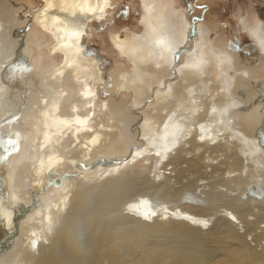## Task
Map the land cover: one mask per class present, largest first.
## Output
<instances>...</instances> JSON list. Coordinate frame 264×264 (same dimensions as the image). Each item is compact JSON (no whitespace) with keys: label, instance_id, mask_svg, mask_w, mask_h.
Instances as JSON below:
<instances>
[{"label":"bare ground","instance_id":"6f19581e","mask_svg":"<svg viewBox=\"0 0 264 264\" xmlns=\"http://www.w3.org/2000/svg\"><path fill=\"white\" fill-rule=\"evenodd\" d=\"M42 1L19 21L54 35L46 49L63 55L46 77L47 94L4 80L15 46L10 4L0 0V121L12 111L8 93L28 91L33 102L13 124L24 141L6 175L0 157V264H264V142L238 118L245 99L236 85L249 76L237 68L243 59L216 46L206 18L189 19L179 0H141L144 34L112 35L132 64L118 74V93L132 96L138 136L120 158L93 162L130 118L114 115V99H101L104 70L83 43L90 20L106 18L113 1ZM240 26L264 56V20L247 14ZM34 122L36 136L27 131ZM5 149L0 141V155ZM67 165L75 172L57 183L54 173ZM52 182L57 194L43 201ZM119 205L138 228L130 219L107 226L104 216ZM218 219L227 235H204ZM161 231L166 239L152 238Z\"/></svg>","mask_w":264,"mask_h":264},{"label":"rangeland","instance_id":"374dc122","mask_svg":"<svg viewBox=\"0 0 264 264\" xmlns=\"http://www.w3.org/2000/svg\"><path fill=\"white\" fill-rule=\"evenodd\" d=\"M8 1L10 4L7 8L9 13L8 23L10 24V34L14 41L15 57L5 70L4 80L7 82L8 86H23L26 87L27 90L32 89L47 94L50 89L46 77L56 65L61 63L63 55L60 53L50 54L46 49L54 43V35L43 32L42 29L28 17H26L25 20L22 18L21 22L19 21L22 12L26 16L34 15L40 7H42L43 1ZM112 1L113 7L110 9L106 18H103L102 20L94 18L93 20H90L88 33L85 35L83 43L85 51L98 58L104 70L105 81L99 88L101 99H114L118 104L114 111V115L121 117V114H125L130 116V118L127 121V126L125 124L119 125L117 123L119 128L116 127L113 131V133H115L118 129L122 128L123 137L121 138V136L117 134L112 140L114 142V147L112 149L106 147L108 150L106 153H96L95 158L92 160L93 162L102 160V157H105L107 160L112 159L114 156L120 158L122 152L127 147L131 146L134 143L135 138L138 136L136 131L133 133L131 131L133 125L136 124V117L130 110L132 96L123 92L120 94L118 93V87L121 84L118 74L123 70L126 72L131 71L132 64L116 51L112 41V35L119 32L124 37L125 34L131 31L144 34V27L141 23L143 7L141 0ZM179 1L180 2L178 3L184 7L185 16L188 15L189 19H194L196 17H201V19L206 18V23L212 31L210 36H212L216 46L226 48L236 57L237 61L243 59L237 68L248 69L249 76L240 79L236 85V90L238 92L236 91L235 93L245 99V105L238 111V118H240L249 132L259 136L264 142V56L258 51V46L255 47L252 39L241 30L240 26V19L243 15L256 14L264 20V0ZM2 9L3 8L0 5V10ZM21 75H26L27 80H24ZM11 96L12 95L8 93L5 100H7L6 104H9V108H11L12 111L9 116H5L4 119L0 121V141L6 148L0 157L7 156L3 161L4 163L1 164L4 175H6L5 173L9 170L8 166L10 167L13 164V152L17 150L20 143H23L24 141L23 130L14 127L13 124L15 122H21L24 115L28 114L33 107V102L28 91L25 92L22 97L14 96L12 99ZM248 115L251 116L249 117ZM36 126L37 123L34 122L27 131L33 130L36 136ZM130 132L132 135L129 134ZM109 143L110 142L107 141V145ZM5 164L7 166H4ZM75 170L76 169L69 165L60 168L56 174L54 173L57 183L60 179H67L69 177L68 175H73ZM55 183L52 182L47 185L45 193L42 194L41 197L43 201H47L49 197H53L54 194H57H53L58 187ZM151 191H153V189ZM219 203L220 202H218V204ZM119 208H121L120 205L117 208L111 209V211L108 212L109 214H106V217L104 216V218L107 219L108 223L106 224L108 227H115L116 224L119 225L125 221H129L131 218L130 216L128 218V216L120 213ZM220 219H218L217 222H214V227L211 231L204 230L202 233L209 236H212L213 234L219 235L220 233L219 236L224 238L227 235L226 228L228 226ZM116 220H119V223L116 222ZM129 222L128 225L133 224V227H137L138 225L134 220ZM110 224L114 225L111 226ZM239 227V230L236 232H243V228H241V226ZM166 237L167 233L164 231L152 234V238L155 240L157 239L158 241L164 240ZM250 238L251 236L248 237V241L250 242V245L254 247L257 243ZM236 249L237 245L232 244V246L219 249L217 252H219L222 257L223 253L228 254ZM216 258L222 261V259L219 258V255ZM242 263L243 262L240 261L237 264Z\"/></svg>","mask_w":264,"mask_h":264},{"label":"water","instance_id":"95a60500","mask_svg":"<svg viewBox=\"0 0 264 264\" xmlns=\"http://www.w3.org/2000/svg\"><path fill=\"white\" fill-rule=\"evenodd\" d=\"M257 189H259L260 187L258 185L255 186ZM251 191V190H250Z\"/></svg>","mask_w":264,"mask_h":264},{"label":"flooded vegetation","instance_id":"af4514ba","mask_svg":"<svg viewBox=\"0 0 264 264\" xmlns=\"http://www.w3.org/2000/svg\"><path fill=\"white\" fill-rule=\"evenodd\" d=\"M248 108V107H247Z\"/></svg>","mask_w":264,"mask_h":264}]
</instances>
